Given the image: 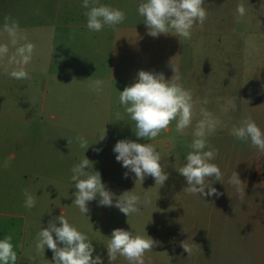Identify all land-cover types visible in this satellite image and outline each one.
<instances>
[{
    "label": "rangeland",
    "instance_id": "rangeland-1",
    "mask_svg": "<svg viewBox=\"0 0 264 264\" xmlns=\"http://www.w3.org/2000/svg\"><path fill=\"white\" fill-rule=\"evenodd\" d=\"M99 2L123 10L126 20L95 32L86 27L83 0H0V43H8L2 28L4 17L10 16L18 22L21 36L34 45L26 66L29 79L10 78L5 74L6 63L0 62V239L11 235L16 264H25L29 251L38 254L35 237L40 225L47 227L64 210L65 218L92 240L93 256L101 255L104 264H108L106 244L117 228L159 242L146 253L145 264H264V153L230 134L232 126L249 115L264 131V0H258L259 32L251 49L242 48L234 0H205L207 18L203 27H194L190 39L149 36L137 11L140 0ZM170 61L178 69L179 83L191 91L197 113L203 107L222 121L223 126L208 138L218 150L211 162L222 172V183L213 184L222 193L219 197L188 194L184 191L187 182L176 170L191 151L199 115L185 134L175 131L173 121L168 131L148 141L135 135V124L119 103V91L135 82L139 70L162 72L170 79L174 74ZM86 73L104 81L102 91L90 88L95 79L78 80V74ZM92 94L96 102L90 101ZM205 99L207 104L202 103ZM229 100L235 102L236 110L225 113L222 109ZM50 112H56V121L49 120ZM19 116L23 120L15 118ZM40 116L44 125H36ZM51 125L60 127L54 128L57 135ZM43 129L65 141L61 144L64 157L53 158L55 146L49 152V165L39 153L32 166L29 154ZM82 133H92L97 139ZM77 137L88 141L86 150ZM120 140L154 145L169 176L162 187L155 186L150 176L142 185H135L132 173L125 178L127 170L113 152ZM10 156V166L5 168ZM84 156L116 196L133 190L143 199L147 193L151 204L141 203L140 212L127 217L115 207L98 206L97 198L83 215L72 203L71 168ZM233 172L244 182L243 195L228 183ZM28 188L36 197L30 210L24 207L23 192ZM17 214L26 216L19 253L22 220L12 216ZM185 240L193 246L190 256L181 247ZM34 258L47 260L39 255ZM114 264L127 261L121 257Z\"/></svg>",
    "mask_w": 264,
    "mask_h": 264
},
{
    "label": "clouds",
    "instance_id": "clouds-1",
    "mask_svg": "<svg viewBox=\"0 0 264 264\" xmlns=\"http://www.w3.org/2000/svg\"><path fill=\"white\" fill-rule=\"evenodd\" d=\"M204 5L205 0H140L137 11L144 18L143 23L149 36L158 38L160 35H174L190 39L194 27H203L207 18ZM82 7L87 9L84 15L90 31L99 32L105 26L115 27L126 20L123 10L101 4L99 0H83ZM236 13L237 22L245 17L244 3L237 5ZM2 33L8 37V43H0V62L7 65L5 74L16 80L29 79L26 66L31 63L34 45L27 42L25 36H21L18 22L10 16L4 17ZM22 39L25 42L21 44ZM170 67L174 73L170 79H166L162 72L139 70L135 82L119 91V103L134 122L135 135L148 141L168 131L173 121L176 122L175 131L185 134V130L193 127V121L199 115L192 131L191 151L187 153L183 166L176 170L185 178L187 187L184 191L188 194L219 197L222 193L213 184L217 181L222 183V172L211 162L218 155V150L211 147L208 138L223 126L222 121L203 107L197 113L192 93L179 83L181 77L171 61ZM103 85L104 81L97 79L89 86L99 93ZM202 103L207 104V99ZM222 110L225 113L235 111V102L229 100ZM117 116L120 114L117 113ZM230 134L237 140L250 141L252 147L264 153V131L250 115L242 119L238 126L233 125ZM77 140L81 148L86 150L89 147L85 138L77 137ZM113 152L116 160L127 170L125 178L129 173L134 174L135 185H142L145 178L150 176L154 179L155 186L159 185L160 188L169 178L161 164V155L152 143L120 140L115 144ZM11 159L10 156L4 161L5 168L10 166ZM71 173L75 188L72 203L85 216L90 211L88 204L97 198L98 206L115 207L127 217L139 213L141 203L145 206L151 204L147 193L143 199L133 190L116 196L102 182L101 174L93 170V163L85 156L71 168ZM228 183L238 194L243 195L244 182L237 172L232 173ZM23 195L24 207L29 210L35 207L36 197L27 189H24ZM186 241L181 242V247L190 256L193 246ZM158 243L148 235L143 236L122 228L114 229L106 244L108 264H114L121 257L127 264H145L146 253L152 251ZM35 249L40 254H45V249L51 250L52 264H104L101 255L93 256L95 248L92 240L71 224L63 212L37 232ZM16 261L12 236L6 235L0 239V264H16Z\"/></svg>",
    "mask_w": 264,
    "mask_h": 264
},
{
    "label": "crops",
    "instance_id": "crops-1",
    "mask_svg": "<svg viewBox=\"0 0 264 264\" xmlns=\"http://www.w3.org/2000/svg\"><path fill=\"white\" fill-rule=\"evenodd\" d=\"M240 3H244L245 7H246V15L245 17L241 18L238 23L239 26V30L238 33H240V39L243 42V47H250L253 48V45L256 44L257 39H258V0H234V5L237 8V5ZM237 15V14H236ZM225 20V19H224ZM87 27V26H86ZM114 52L112 51V54ZM252 70V69H250ZM61 75H58V77H60ZM96 80L97 78L93 77V75H88V73L86 74H78V80ZM109 82L113 81L112 75L109 76L108 78ZM82 95V93L80 94ZM90 101L91 102H96V99L93 98V94L90 95ZM78 107H81V105H78ZM53 108L57 111V109L55 108V106L53 105ZM32 110L36 111V106H32ZM43 106H41L40 108V112H43ZM57 114L56 112H50L48 115L49 120L51 121H56L57 120ZM17 120H23L20 116L19 117H15ZM43 120V116H40V119L37 120L38 123L36 125H44V123H41V121ZM28 122H32L30 119L27 120ZM36 121V120H35ZM33 123V122H32ZM57 128L59 129L60 127H55L51 125V129ZM57 129H54V131H56ZM52 132V131H51ZM56 135L57 133L54 132ZM54 135V136H56ZM83 136H86L88 138H92V139H97L96 136H94L92 133H82ZM34 147L32 148V151L29 154V160L31 161L32 166H35L37 163V159H38V154L41 153V159L47 161V165H49V159L51 158L50 155V149H54V147L56 146V154H54L53 158H57L59 161L61 160V157L63 158L64 155H61V144H65V141H61L58 138L55 139L53 137L50 136V132L48 131V129H43V132L41 133V135H39V138L34 139ZM40 147L43 149V151L38 152V149H40ZM37 150V151H36ZM91 154V153H89ZM14 157V155H12ZM43 165H45V161H43ZM44 173V172H43ZM46 189V188H45ZM49 190V188H47ZM29 192H34V190L32 188H28ZM64 213V210H61L60 213ZM13 218H20L22 220V224L20 226L19 229V243H18V253L22 248V240H23V236L25 233L24 230V225L26 223V216L22 215V214H17V215H12ZM41 228L45 227L44 225H40ZM35 255H39V256H43L46 257L47 260H35L34 256ZM19 256V255H18ZM52 256L49 250H45V254H36L33 251H29V253L27 254L26 258V263L25 264H52Z\"/></svg>",
    "mask_w": 264,
    "mask_h": 264
}]
</instances>
